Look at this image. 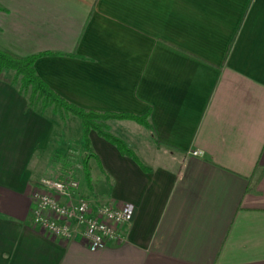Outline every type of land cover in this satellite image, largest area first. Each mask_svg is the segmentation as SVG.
<instances>
[{
    "label": "crops",
    "instance_id": "0c3cea01",
    "mask_svg": "<svg viewBox=\"0 0 264 264\" xmlns=\"http://www.w3.org/2000/svg\"><path fill=\"white\" fill-rule=\"evenodd\" d=\"M0 48L52 52L33 67L57 94L150 124L106 119L148 170L88 132L79 192L130 208L89 250L30 221L35 182L81 165V122L0 71V264H264V0H0Z\"/></svg>",
    "mask_w": 264,
    "mask_h": 264
},
{
    "label": "built area",
    "instance_id": "2783aa9c",
    "mask_svg": "<svg viewBox=\"0 0 264 264\" xmlns=\"http://www.w3.org/2000/svg\"><path fill=\"white\" fill-rule=\"evenodd\" d=\"M190 153L197 154L198 150ZM32 197L31 223L54 237L78 238L89 250L102 248L109 240L124 239L129 206L80 193L78 179L70 172L41 177L35 182Z\"/></svg>",
    "mask_w": 264,
    "mask_h": 264
},
{
    "label": "trees",
    "instance_id": "16d2710c",
    "mask_svg": "<svg viewBox=\"0 0 264 264\" xmlns=\"http://www.w3.org/2000/svg\"><path fill=\"white\" fill-rule=\"evenodd\" d=\"M52 53L43 51L33 53L27 56H15L8 51L0 48V71H12L11 82L17 84L19 92L27 97V103L35 106L51 105L53 111L60 116L73 114L77 116L82 126V142L86 153L82 159L81 165L84 176L88 179V170L86 168V159L89 156H95L88 137L89 130H94L99 136L112 143L117 150L126 156L132 158L142 169L148 170L135 155L134 151L120 137L111 133L108 129L106 119L109 118H128L140 123L146 127L150 126L147 120V113L132 114L128 112L98 111L94 109H85L76 105L52 90L35 72L33 67L34 59L39 55Z\"/></svg>",
    "mask_w": 264,
    "mask_h": 264
},
{
    "label": "rangeland",
    "instance_id": "374dc122",
    "mask_svg": "<svg viewBox=\"0 0 264 264\" xmlns=\"http://www.w3.org/2000/svg\"><path fill=\"white\" fill-rule=\"evenodd\" d=\"M70 116H72L73 118H75V120H77V122H79V119L75 115H70ZM81 169H82V165H80L78 162L75 161L74 168L70 170V173L78 179L79 178L78 175H82L81 173L83 170Z\"/></svg>",
    "mask_w": 264,
    "mask_h": 264
}]
</instances>
